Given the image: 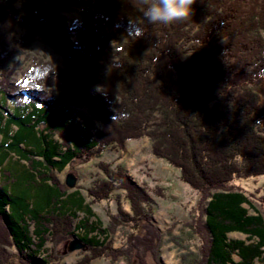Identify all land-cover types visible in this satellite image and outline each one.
Instances as JSON below:
<instances>
[{
    "label": "trees",
    "instance_id": "trees-1",
    "mask_svg": "<svg viewBox=\"0 0 264 264\" xmlns=\"http://www.w3.org/2000/svg\"><path fill=\"white\" fill-rule=\"evenodd\" d=\"M17 1L0 0V96L11 106L0 108V236L15 250L0 247V264H53L59 257L46 246L54 236L85 244L91 256L82 264L126 256L108 246L109 227L90 223L84 194L55 173L143 137L204 197L200 264H264V215L229 187L264 175V0H195L188 18L168 25L145 21V0H22L16 9ZM72 6L83 12L69 28L59 13ZM41 19L63 67L39 61L13 84L6 68L23 51L13 33L23 28L32 41ZM130 22L142 31L131 33ZM62 105L90 118L78 122ZM110 167L102 164L108 179L90 192L93 202L110 199L116 183L133 210L119 211L132 222L131 238L149 242L160 232L149 189ZM79 214L86 218L74 226ZM159 248L133 247L128 259L149 264V253L162 264Z\"/></svg>",
    "mask_w": 264,
    "mask_h": 264
},
{
    "label": "rangeland",
    "instance_id": "rangeland-1",
    "mask_svg": "<svg viewBox=\"0 0 264 264\" xmlns=\"http://www.w3.org/2000/svg\"><path fill=\"white\" fill-rule=\"evenodd\" d=\"M22 2V0H18L15 8L18 9ZM82 12L83 8L72 6L69 11L60 12L59 15L69 27L81 21ZM13 35L23 51L6 68L7 73L10 72L12 75L11 83H20L24 74L39 61H49L55 66L63 67L64 59L57 46L47 43L38 35L30 41L27 37V30L20 27L16 28ZM71 40L73 41V39ZM21 44L23 45L21 46ZM53 94L56 99L59 98L57 92ZM2 106L5 110H9L11 107L10 102L0 96V108ZM262 106H264V102ZM60 108L72 113L78 122L83 121L81 116L90 118V114L85 108H77L76 105H62ZM105 150L101 157H94L85 163H76L71 167H66L62 173H55V177L61 184L67 185L66 181L69 176L75 178V186L71 189L80 190L86 197L87 203H91L95 213V217L91 218L90 223H99L102 228L109 227L111 233L108 246L114 250L126 249L127 251L126 256H120L117 260H113L111 256H100L92 259L88 264H134L129 261L131 255L128 252H132L133 247L152 246L160 247L156 257L162 264H200L206 240L202 227L206 221L203 213L204 197L182 180L178 168L172 166L166 159L158 158L153 154L151 140L147 137L129 140L123 150L113 146ZM102 164L110 165L112 172H115L118 166H123L130 178L149 189L153 199V220L160 231L158 236L149 239V242H145L142 239L143 236L140 237L141 235L138 236L140 237L139 241H134L131 238L132 222H126L119 211L133 217V210L126 197V192L119 189L116 183H114L115 190L110 199L93 202L90 192L96 189V185L100 181L108 179ZM229 187L235 190H244L256 209L264 215V202L261 198L264 190V175L256 178L234 179L230 182ZM245 207L249 208L250 213H255L248 205ZM85 218L84 214L77 215L73 221L74 226ZM55 234L57 233L55 232ZM95 234L101 235L102 239L105 237L98 231ZM229 237L231 239H246V235L240 232L230 233ZM55 238V236L51 238L46 246L49 249H55V254L59 257L53 264H82L88 256H91L88 248L71 250L72 242L77 240V237H72L69 240L62 237ZM0 247L7 250L9 254L15 253L13 246L3 242L1 236ZM143 252L145 254V251ZM145 259L149 264H154L149 253L145 254ZM236 259L239 260L238 257Z\"/></svg>",
    "mask_w": 264,
    "mask_h": 264
},
{
    "label": "clouds",
    "instance_id": "clouds-1",
    "mask_svg": "<svg viewBox=\"0 0 264 264\" xmlns=\"http://www.w3.org/2000/svg\"><path fill=\"white\" fill-rule=\"evenodd\" d=\"M143 17L149 24L168 25L188 18L195 0H145ZM131 23V33H140L141 27Z\"/></svg>",
    "mask_w": 264,
    "mask_h": 264
},
{
    "label": "water",
    "instance_id": "water-1",
    "mask_svg": "<svg viewBox=\"0 0 264 264\" xmlns=\"http://www.w3.org/2000/svg\"><path fill=\"white\" fill-rule=\"evenodd\" d=\"M33 30L38 36H41L47 43L52 44L54 46L57 45V40H55L56 38L54 36V33L46 19H41L34 23ZM66 184L69 188H73L75 186V178L69 176L67 178ZM72 243L73 245L71 247V250L86 248V245L78 240H74V242Z\"/></svg>",
    "mask_w": 264,
    "mask_h": 264
}]
</instances>
